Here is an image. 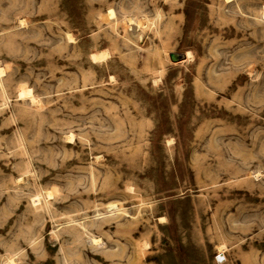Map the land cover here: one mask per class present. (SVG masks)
I'll return each instance as SVG.
<instances>
[{
  "label": "rangeland",
  "instance_id": "obj_1",
  "mask_svg": "<svg viewBox=\"0 0 264 264\" xmlns=\"http://www.w3.org/2000/svg\"><path fill=\"white\" fill-rule=\"evenodd\" d=\"M262 8L0 0V264H264Z\"/></svg>",
  "mask_w": 264,
  "mask_h": 264
},
{
  "label": "bare ground",
  "instance_id": "obj_2",
  "mask_svg": "<svg viewBox=\"0 0 264 264\" xmlns=\"http://www.w3.org/2000/svg\"><path fill=\"white\" fill-rule=\"evenodd\" d=\"M228 1H229V0H228ZM113 14H114V12H113L112 9H109L108 12L106 13V15L109 16V17H112ZM261 14L264 16V8L261 9ZM128 21H130V18H128ZM130 22H132V21H130ZM68 38H69V37H68ZM104 53H105V52H100V53H98L97 56L100 58V57H102V56L104 55ZM106 53H107V52H106ZM182 56L185 57V58H186V57L189 58V57H190V52H189V51H186L185 53H182V54H176V53H172V52L169 53V57H170V59H171V60H174V61H177L178 58H181ZM98 57H97V59H98ZM0 72H2V68H0ZM18 96L21 97V98L29 97L30 100H31V102H34V100H35V97L31 94V90H30V88L23 87V86L19 89V91H18ZM72 135H73V134H69L68 138H71ZM47 195H49V192L47 193ZM161 221H163V218H159V219H158V222H161ZM92 241H93V242L97 241V238L93 237V238H92ZM145 246H146V244H143V243H142V246H141V247H145ZM217 248H218V251H219L220 254H221L222 249L224 248L223 245H219V247H217ZM10 262L13 263L12 261H10Z\"/></svg>",
  "mask_w": 264,
  "mask_h": 264
},
{
  "label": "trees",
  "instance_id": "obj_3",
  "mask_svg": "<svg viewBox=\"0 0 264 264\" xmlns=\"http://www.w3.org/2000/svg\"><path fill=\"white\" fill-rule=\"evenodd\" d=\"M185 14H186V12H185Z\"/></svg>",
  "mask_w": 264,
  "mask_h": 264
}]
</instances>
